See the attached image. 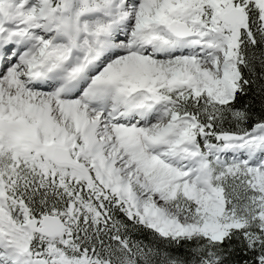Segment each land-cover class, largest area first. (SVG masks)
Here are the masks:
<instances>
[{
  "label": "snow or ice",
  "instance_id": "1",
  "mask_svg": "<svg viewBox=\"0 0 264 264\" xmlns=\"http://www.w3.org/2000/svg\"><path fill=\"white\" fill-rule=\"evenodd\" d=\"M0 264H264V0H0Z\"/></svg>",
  "mask_w": 264,
  "mask_h": 264
}]
</instances>
